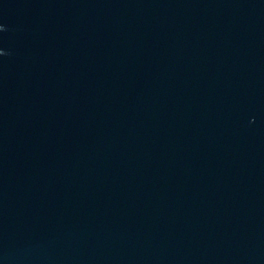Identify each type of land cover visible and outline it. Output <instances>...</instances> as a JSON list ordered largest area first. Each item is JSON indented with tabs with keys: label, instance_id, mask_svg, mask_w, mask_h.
Listing matches in <instances>:
<instances>
[{
	"label": "water",
	"instance_id": "1",
	"mask_svg": "<svg viewBox=\"0 0 264 264\" xmlns=\"http://www.w3.org/2000/svg\"><path fill=\"white\" fill-rule=\"evenodd\" d=\"M0 264H264V0H0Z\"/></svg>",
	"mask_w": 264,
	"mask_h": 264
}]
</instances>
